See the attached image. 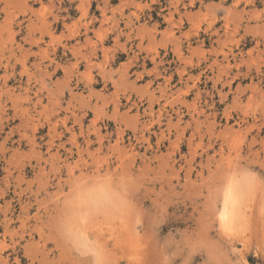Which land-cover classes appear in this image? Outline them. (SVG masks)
Segmentation results:
<instances>
[{
  "label": "rangeland",
  "instance_id": "rangeland-1",
  "mask_svg": "<svg viewBox=\"0 0 264 264\" xmlns=\"http://www.w3.org/2000/svg\"><path fill=\"white\" fill-rule=\"evenodd\" d=\"M262 168L264 0H0V264H264L203 231Z\"/></svg>",
  "mask_w": 264,
  "mask_h": 264
},
{
  "label": "snow or ice",
  "instance_id": "snow-or-ice-1",
  "mask_svg": "<svg viewBox=\"0 0 264 264\" xmlns=\"http://www.w3.org/2000/svg\"><path fill=\"white\" fill-rule=\"evenodd\" d=\"M234 144L238 149V141ZM260 176L264 177V168L260 169ZM257 192L260 193L259 196L256 195ZM207 209L203 231L207 233L211 225L212 236L217 239L219 235L233 238L247 234L251 231L253 224L264 229V179H259L254 172L247 170L225 171L210 182ZM88 244L87 237L83 236L78 241V248L72 255H86L87 252L82 250L89 249ZM213 244L211 238L205 235L196 247H207L210 254L215 255ZM261 246L264 247V243ZM229 252L231 253L232 249H229ZM52 255L57 256L58 253L54 252ZM90 260L91 257H89ZM59 264H73V261L71 258H62ZM193 264L196 262L193 261ZM217 264H229V262L218 260ZM230 264H244L242 256L239 253L233 254Z\"/></svg>",
  "mask_w": 264,
  "mask_h": 264
},
{
  "label": "clouds",
  "instance_id": "clouds-1",
  "mask_svg": "<svg viewBox=\"0 0 264 264\" xmlns=\"http://www.w3.org/2000/svg\"><path fill=\"white\" fill-rule=\"evenodd\" d=\"M82 251H86V252L88 253V252H91V251H93V250L89 248V249H87V250H82ZM233 251H234V252H238L239 250H237V249H233ZM242 258H243V257H242ZM243 261H244V264H246V260H243ZM99 264H100V262H99Z\"/></svg>",
  "mask_w": 264,
  "mask_h": 264
}]
</instances>
